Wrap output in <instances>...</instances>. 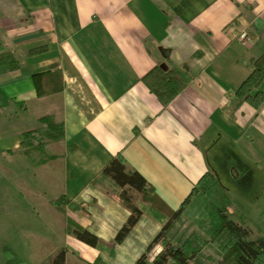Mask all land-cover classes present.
I'll list each match as a JSON object with an SVG mask.
<instances>
[{
    "label": "crops",
    "instance_id": "obj_1",
    "mask_svg": "<svg viewBox=\"0 0 264 264\" xmlns=\"http://www.w3.org/2000/svg\"><path fill=\"white\" fill-rule=\"evenodd\" d=\"M244 29L252 43L240 42ZM0 47L20 63L0 66V160L18 166V174L13 163L2 167L6 184L19 179L21 203L46 206L37 257L24 264L61 248L66 264H135L166 219L137 197L143 216L115 241L131 210L115 183L97 176L121 152L174 210L203 175L217 173L231 196L229 215L253 236L232 187L249 181L252 198L264 188V104L236 107L234 97L264 52V0H0ZM159 64L190 75L167 106L143 80ZM53 66L63 87L39 96L33 74ZM49 114L64 122L65 138L23 152V133ZM24 156L33 165H23ZM62 196L60 208L53 200ZM69 219L97 234L99 245L67 231Z\"/></svg>",
    "mask_w": 264,
    "mask_h": 264
},
{
    "label": "trees",
    "instance_id": "obj_2",
    "mask_svg": "<svg viewBox=\"0 0 264 264\" xmlns=\"http://www.w3.org/2000/svg\"><path fill=\"white\" fill-rule=\"evenodd\" d=\"M46 49V46L36 47L30 49L29 54ZM0 50V66L8 65L13 70L20 67L12 51ZM253 66L251 74L235 92L236 107L247 102L259 109L264 104V52L253 60ZM62 78L57 66L34 73L38 95L60 92ZM143 80L157 94L163 106H167L189 83L190 75L187 67L169 69L159 64L148 71ZM37 123V128L23 133L20 147L27 154L32 150L44 151L49 142L65 138V124L54 115L42 116ZM97 178L111 179L120 189L122 202L131 210L126 223L117 232V243L127 238L143 216V210L135 202L136 197L149 202L158 216L166 219L135 264H264V237H253L251 229L231 218L228 213L231 196L217 173L209 171L203 175L177 210L170 208L155 193L154 187L141 172L127 164L122 152L109 160ZM66 201L62 196L53 203L61 208ZM197 202L201 203L205 221L191 218ZM68 221L67 231L91 246L99 245L101 238L97 234L71 219ZM158 244L163 246L162 250L151 255ZM205 245L216 247L220 258L214 260L206 255ZM67 253L66 248H61L41 264H66Z\"/></svg>",
    "mask_w": 264,
    "mask_h": 264
},
{
    "label": "rangeland",
    "instance_id": "obj_3",
    "mask_svg": "<svg viewBox=\"0 0 264 264\" xmlns=\"http://www.w3.org/2000/svg\"><path fill=\"white\" fill-rule=\"evenodd\" d=\"M9 110L11 111L12 109ZM16 110L18 114L23 112L20 108ZM17 112L13 114L17 116ZM13 159L0 160V264H24L26 262H33L37 257L36 249L39 247L35 241L44 225L42 216L45 214L44 207L46 206L43 204L42 199L29 200L27 202H23L25 200H22L21 203L20 198L15 194L17 187L19 188V179H15L13 182L15 188L11 186L10 188V184H6L8 177L2 169L3 166L13 163L10 167H13L18 174V166L14 164L17 160L16 158ZM22 159L23 165H33V159L31 157L24 156ZM222 178L226 184H230V181L224 175V171ZM248 179L251 178L248 177ZM10 181L9 179L8 182L10 183ZM237 183L240 185H234L232 187L238 200L242 202L239 203L242 212H239L237 216H240L243 221L253 228V237H264V188H261L258 191L259 194H254L252 198L255 189H251V183L246 180H238ZM257 197L261 199L262 203H256ZM136 201L142 202L137 197ZM146 207L148 206L146 205ZM146 210L147 212L150 211L148 208ZM191 215L192 219L197 218L200 221H205V213L201 210V203L199 204L197 202ZM186 225H189V223ZM203 249L206 255H210L214 260L220 258L216 247L205 245ZM156 252L157 248L154 249L151 255H154Z\"/></svg>",
    "mask_w": 264,
    "mask_h": 264
},
{
    "label": "built area",
    "instance_id": "obj_4",
    "mask_svg": "<svg viewBox=\"0 0 264 264\" xmlns=\"http://www.w3.org/2000/svg\"><path fill=\"white\" fill-rule=\"evenodd\" d=\"M239 40L243 44H249L254 41V36L246 29L239 33Z\"/></svg>",
    "mask_w": 264,
    "mask_h": 264
}]
</instances>
